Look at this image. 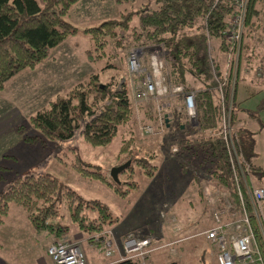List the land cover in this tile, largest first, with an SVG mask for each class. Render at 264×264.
Wrapping results in <instances>:
<instances>
[{
	"label": "trees",
	"instance_id": "16d2710c",
	"mask_svg": "<svg viewBox=\"0 0 264 264\" xmlns=\"http://www.w3.org/2000/svg\"><path fill=\"white\" fill-rule=\"evenodd\" d=\"M73 1L0 0V87L13 72L33 65L46 55L53 44L74 32V25L64 18ZM124 1L133 0H115L118 3ZM137 2L139 4L134 8L120 10L118 17H106L94 25L83 27L91 44L85 49L86 58L105 57L107 44L112 47L122 44V52L133 45L148 51L156 48L164 61L163 80L180 84L183 90H193L194 120L189 121L179 109V94H168L162 97L172 100L163 108L166 112L163 126L159 132L152 133L159 134L160 138H150L149 145L141 146L140 137L134 135L130 128L132 105L125 80L122 78L118 82L109 78L100 82L93 73L85 80L75 82L64 93L49 98L45 105L29 115L30 123L48 138L66 139L78 129L90 144L106 143L122 125V131L126 134L120 136L119 151L123 153L122 161L128 159L129 162L120 170L123 173L121 180H113L104 174L98 164L80 159L77 154L71 167L86 177L102 181L124 197L130 188L137 187V181L131 176L133 173H143L154 179L156 169L162 165L164 178L170 179V184L166 182L165 187L168 188L164 187L162 191L154 189L152 194L157 201L171 196L169 186L178 189L180 184L177 183H181L182 179L188 180L187 184H182L183 187L192 188V197L197 201L193 204L195 208L199 206L200 210L207 205L202 191L205 184L212 197L209 204L213 203V206L223 208L227 213L229 210L236 212L238 201L231 167L218 132L221 97L223 104H228L230 140L238 155L235 164L238 186L253 226L250 210L253 201L247 193L257 184L264 190V164L254 161V132L239 122V110L244 109L248 115L257 116V112L264 108V96H260L252 108H243L241 99L235 98L238 76L243 75L240 73L244 54L242 38L233 68L223 62V51L234 48V44L222 34L236 9L234 1ZM263 7L264 0H243L240 5L242 37L260 26ZM133 13L134 21L131 22ZM206 37L217 39L210 59L205 50ZM260 69L259 62L253 66L255 73H259ZM217 82L221 83L220 90ZM243 88L245 97L258 91L249 89L246 83ZM144 118L149 120L146 116ZM172 143L174 149L170 148ZM10 200L21 204L31 227L35 231H42L45 239L52 241H56L55 238L66 229L65 225L53 218L61 203L70 206V215L85 232L100 230L111 221L104 202L95 197L84 198L56 175L46 172L17 173L10 177L0 189V220ZM81 206L93 209V216L78 215ZM260 206L264 210V197L260 200ZM199 212H195L193 219L203 223ZM105 264H138V260L135 255H123ZM156 264L181 263L167 259Z\"/></svg>",
	"mask_w": 264,
	"mask_h": 264
},
{
	"label": "rangeland",
	"instance_id": "374dc122",
	"mask_svg": "<svg viewBox=\"0 0 264 264\" xmlns=\"http://www.w3.org/2000/svg\"><path fill=\"white\" fill-rule=\"evenodd\" d=\"M137 1L118 3L115 0H74L64 14V18L74 25V32L66 34L53 44L42 59L31 66L21 67L4 80L0 87V189L17 173L46 172L56 175L84 198L95 197L104 202L111 221L97 231L85 232L80 228L77 220L70 215V206L66 204H59L57 214L53 217L66 226L64 233L55 240L79 246L84 258L93 255L101 260L97 264H105L116 256L120 258L123 255H135L125 252L122 248V240L127 235L149 239L144 246L145 253L140 258L135 255L138 264H141V260L143 264H152L150 252L168 259L173 258L181 264H215L214 245L200 232L210 224V209L214 206L208 202L205 205L204 210L209 221L204 219L205 212L201 215L203 223L198 219L194 221L197 209L193 206L195 201L192 188L182 185L187 184L188 180L180 179L181 183H177L180 184L178 189L170 185L171 196L157 201L153 198L154 189L159 188L162 191L166 182L170 184V179L164 178L162 165L156 169L154 179L146 177L143 173H133L131 176L137 181V187L130 188L124 197L102 181L86 177L71 167L74 155L77 154L80 159L98 164L107 175L111 165L122 162L123 153L119 151V146L120 136L126 134L122 131L124 126H118L106 143L90 144L83 139L78 129L66 139L48 138L29 121V115L45 105L49 98L64 93L75 82L85 80L94 73L95 79L100 82L109 78L118 82L122 78L125 80L132 105L130 128L134 135L140 137L141 146L149 145L150 138L160 136L141 131L143 124H155L156 100L151 97L136 100L132 98L133 82H129L125 67L128 50L137 48L144 66L148 50L133 45L124 48L123 54L122 44L114 47L107 44L105 57L88 60L85 55V49L91 44L83 27L94 25L106 17H118L120 10L134 8L139 4ZM262 9L261 26V22H264V7ZM229 20L225 28L230 23ZM130 21H134V13ZM222 34L224 38H228L227 31L223 30ZM241 34L240 29L237 47L228 52L223 51V62H227L231 68L240 51L239 41L249 35L242 37ZM216 40L206 37L205 50L209 59L213 55ZM258 60L257 58L256 62ZM163 65L162 60L161 73ZM255 101L256 97H250L241 105L252 107ZM260 114L264 115V109ZM145 116L149 120H146ZM246 124L255 125V121L248 119ZM116 176L121 180L122 171H118ZM162 180L164 182H161ZM119 187L122 189V183ZM157 203L161 204L156 205ZM188 204L189 206H186ZM82 213L92 217L94 211L87 206H81L77 214ZM104 238L110 240L108 254H104L103 246H100ZM50 241L52 240L45 239L42 231H35L31 227L21 204L13 200L7 202L0 220V264H53L44 251ZM85 264H92V260L88 263L86 261Z\"/></svg>",
	"mask_w": 264,
	"mask_h": 264
},
{
	"label": "built area",
	"instance_id": "2783aa9c",
	"mask_svg": "<svg viewBox=\"0 0 264 264\" xmlns=\"http://www.w3.org/2000/svg\"><path fill=\"white\" fill-rule=\"evenodd\" d=\"M236 9L230 17L227 27L223 30L228 32V39L237 47L239 31L241 29V8L243 0H233ZM139 50L132 48L128 50L125 57V67L129 82L132 83V98H153L156 100L155 124H143L141 131L144 133L159 132L164 122V111L162 106L168 104V98H162L168 94H179V109L185 114L189 121L194 120V98L193 90H183L180 84H169L163 80L161 73L162 58L156 48L150 49L146 54V64L139 57ZM133 76V79L131 77ZM221 83L217 82L220 90ZM166 114V112H165ZM228 104L224 105L220 97V118L218 132L224 142L226 155L230 163L232 180L235 185V193L238 201L236 212L224 210L219 207L210 209L211 223L201 230L202 235L214 245V258L216 264H264V210L260 206V200L264 197L262 186L255 185L247 193L251 203L253 223L250 221L248 211L243 204V197L238 186L237 153L232 145L229 134ZM171 149L175 148L172 144ZM208 202L212 197L206 186L202 188ZM147 238H135L127 235L122 240V248L127 253L138 255L139 258L145 253ZM110 240L104 238L100 246H103L104 254L110 251ZM45 252L53 264H85L84 254L79 246L69 242L50 241L45 246ZM143 264V260L140 261Z\"/></svg>",
	"mask_w": 264,
	"mask_h": 264
},
{
	"label": "crops",
	"instance_id": "0c3cea01",
	"mask_svg": "<svg viewBox=\"0 0 264 264\" xmlns=\"http://www.w3.org/2000/svg\"><path fill=\"white\" fill-rule=\"evenodd\" d=\"M261 23H262V26L261 25L259 26L261 28L258 27L259 29L254 30L253 32H251L248 35V37H246L244 40H242V43H243L242 50H243L244 54L242 55V58H241L242 63H241L240 73H243V75L238 76L237 84L235 87V98L241 99L240 105L247 98L256 97V100H258L260 96H264V22H261ZM257 58L259 60L256 62ZM258 62L260 63L261 69H260L259 73H255L253 70V66L255 64H257ZM244 83L247 84V87L249 89H258V91H256L255 93L245 97L246 92L243 88ZM256 102L257 101H255V103ZM255 103H254V105H255ZM241 106H243V108L244 107H247V108L253 107V106L250 107V106H245V105H241ZM263 109L264 108L260 109L257 112V116L256 115L255 116L248 115L244 111V109L239 110V116H240L239 122L246 125L247 127H249L254 132V143H253V149L255 152L254 161L258 164H264V115L262 116L260 114L261 110H263ZM248 119L254 120L255 125L248 126L246 124ZM259 149H260V151H259ZM189 195H190V197H189ZM189 195H188V197L191 198V192ZM196 202L197 201H195V203ZM186 206H189V204ZM202 207L200 208L201 210H199V206H197L196 209H198L197 211H200L199 214H201V215L203 212L206 213L204 219H205V221H207L209 219L208 214H207L206 210H204L205 207H203V209H202ZM44 251H45V249H44ZM149 256L151 257V263L152 264L161 263V262L168 259L167 257L161 256L159 254L155 255L153 252H150ZM155 256H158V258H156ZM116 258H118V256H116L115 259ZM48 259H49V256H48ZM85 259H86L85 262L87 261V263H88V261L92 260V264H97V263H100V261H101V260H98V258L96 256H93V255L92 256L89 255V256H87V258L85 256ZM169 259H173V258H169ZM49 260L51 261V259H49ZM215 264H216V261H215Z\"/></svg>",
	"mask_w": 264,
	"mask_h": 264
},
{
	"label": "water",
	"instance_id": "95a60500",
	"mask_svg": "<svg viewBox=\"0 0 264 264\" xmlns=\"http://www.w3.org/2000/svg\"><path fill=\"white\" fill-rule=\"evenodd\" d=\"M163 115L165 116V112L163 113ZM165 119V117H164ZM129 160L128 159H125L124 161L120 162V163H117V164H114V165H111L107 172H108V175L115 181H117V172L120 171L121 169H123L127 164H128Z\"/></svg>",
	"mask_w": 264,
	"mask_h": 264
}]
</instances>
